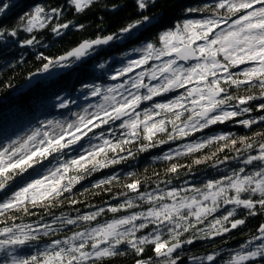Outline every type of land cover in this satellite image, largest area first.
<instances>
[{
  "label": "snow or ice",
  "instance_id": "obj_1",
  "mask_svg": "<svg viewBox=\"0 0 264 264\" xmlns=\"http://www.w3.org/2000/svg\"><path fill=\"white\" fill-rule=\"evenodd\" d=\"M69 3L76 13H83L95 0ZM154 3L135 0L138 18L117 33L84 40L59 57L38 55L45 62L29 80L51 75L53 69H69L112 42L139 45L124 53L114 70L115 60L97 65L107 80L116 83H82L85 100L99 99L74 113L75 119L42 121L30 134L0 144V193L6 197L0 199V264H102L104 258L124 254L122 246L139 257L151 247L155 258H138L135 264H184L180 253L185 245L225 236L244 226L247 217L264 215V132H258L255 137L259 139L231 134L209 136L163 155V160L173 161L213 144L219 145L217 151L234 150L231 159L240 160L241 166L208 180L202 187L160 189L157 184L145 191L144 182L135 178L121 185L125 190L119 195L125 199L116 206L74 217L54 216L49 222H41L43 217L35 224L16 222L20 219L17 213L36 216V209L49 210L63 204L61 197L71 193L76 184L96 171L134 159L137 152H148L229 121L247 128L264 124V0H215L202 8H187V13L204 15L185 19L148 39L142 30L147 31L153 23L154 17L147 12ZM10 7L6 0H0V17ZM63 11L61 7L37 4L21 17L23 31L32 34L46 29ZM73 26L84 28L67 21L56 23L51 31L60 36ZM6 36L16 38L18 27L9 30L0 26V38ZM17 42L21 47L40 43L35 35ZM169 93L176 95L156 99ZM56 99L61 109L74 102L61 96ZM253 101L260 102L253 105ZM149 102V106L141 107ZM253 111L261 114L252 117ZM85 140L86 144L81 143ZM73 152L76 155H71ZM208 159L205 156L195 163ZM228 161L226 156L216 166ZM181 167L171 163L166 171L178 175ZM29 170L38 174L9 193L17 178H23ZM114 183H120L115 174L93 187L110 191L106 186ZM69 203L80 201L70 199ZM143 204L148 205L146 210L91 226L106 211L116 214L139 209ZM205 222L206 226L200 227ZM70 226L80 230L49 239L35 254H20L25 246L59 236ZM185 233L189 235L185 237ZM189 260L191 264H219V260L223 264H264V223L227 259L220 252H212Z\"/></svg>",
  "mask_w": 264,
  "mask_h": 264
},
{
  "label": "trees",
  "instance_id": "obj_2",
  "mask_svg": "<svg viewBox=\"0 0 264 264\" xmlns=\"http://www.w3.org/2000/svg\"><path fill=\"white\" fill-rule=\"evenodd\" d=\"M12 7L3 17H0V26L11 30L18 27V36L16 38L4 37L0 38V144L7 143L10 139H17L31 132L34 128L40 127L42 121L58 119L63 120L72 118L74 113L84 107L87 102H95L99 98L85 100L81 91L82 83H116V81L107 80L102 75L104 70L98 69L97 65L101 62L112 64L113 70L119 67V60L124 58V53L130 52L132 47L138 44H130L127 41L121 43L119 41L112 42L110 45L101 46L95 52L84 58L82 61L76 62L69 69H53L52 74H43L32 85L25 86V82L32 73L38 72L45 62L38 59V55L43 53L49 58L59 57L66 54L67 51L79 45L84 40H92L109 34L117 33L127 24L133 22L139 16V10L136 8L135 0H95L83 13H76L69 3V0H6ZM215 0H155L147 14L154 17L153 23L144 32V37L148 39L155 38L156 35L173 25L182 22L185 19H199L204 13H187V8H202L206 4H212ZM42 4L47 8L61 7L64 9L62 16L57 20L54 19L46 29L34 30L32 34L23 31L21 17L29 12L35 5ZM71 21L73 25H84L83 29L73 26L57 36L52 33L51 27L59 22ZM35 35L40 41L39 44L29 47H21L17 41H23ZM183 91V90H180ZM176 93H169L167 97H157V100L171 98ZM57 96L74 101L66 109L58 108ZM260 101H253L256 105ZM149 103L143 104L141 107L149 106ZM256 111L251 113L252 117L260 115ZM99 131V130H98ZM258 132H264V124L253 125L251 128L244 127L238 123L226 122L224 124H216L205 129L203 132H197L186 137L183 140H176L169 144L150 149L148 152H137L134 159L129 158L127 161L117 165L110 166L105 169L96 171L88 178L76 184L71 193H65L61 199L63 204L49 210L36 209V216H24L20 213L17 223H33L43 217L41 222H49L54 216H70L77 214L96 211L100 207L108 208L116 206L124 202L125 197L119 193L124 191L123 183L130 182V179L139 178L144 183L142 190L151 191L157 184L160 189L171 187L183 188L192 185L201 186L210 179H218L226 173H230L233 168L241 166L240 160H232L236 153L231 148L223 151H217L219 145L213 144L200 151L186 155H181L173 161H165L163 155L169 151H175L178 147L186 143H195L209 136L219 134H231L233 137H255ZM119 134V133H117ZM259 139V137H255ZM81 143L86 144V140ZM237 147H241L238 143ZM135 151V148H133ZM216 153L212 156V153ZM253 154H255L253 152ZM71 155H76L73 152ZM247 155V153H244ZM205 156L210 159L196 164L197 159L203 160ZM229 157V161L225 164L218 165V161ZM56 161L53 160V164ZM171 163L183 165L179 169V174H170L166 170ZM47 165V161L45 162ZM43 171V169H40ZM129 173H135V176L129 178ZM38 172L29 170L23 178L17 180L7 190L9 193L19 186H22L27 179L33 178ZM118 175L120 183H114L110 187V191L104 188L93 187L98 181ZM158 174V175H157ZM162 181H171L165 183ZM6 198L0 193V199ZM70 199L79 200L80 203L72 205ZM148 205L143 204L139 209L121 210V212L113 214L105 212L91 226L102 224L113 218L131 214L133 211L146 210ZM216 215H220L217 213ZM241 216L243 213L240 214ZM2 219V218H0ZM211 219V217L209 218ZM264 223V215L247 217L246 224L233 232L215 239H200L192 245H185L181 256L184 264H191L189 257L204 256L212 252H220L224 259L228 258V254L233 250H239V246L255 232L256 228ZM200 225V227H205ZM2 226V225H0ZM84 225H81L83 227ZM80 230L76 226H70L60 232L59 236L44 237L39 244L33 243L25 246L20 250L21 255H32L38 250L43 249L49 239L64 238L72 234V231ZM146 234V233H145ZM189 234L185 233L187 237ZM124 254L104 258L102 264H135L136 259H148L154 257L151 247L147 248L142 257L135 255L130 248L124 249ZM219 264H223V260H219Z\"/></svg>",
  "mask_w": 264,
  "mask_h": 264
},
{
  "label": "rangeland",
  "instance_id": "obj_3",
  "mask_svg": "<svg viewBox=\"0 0 264 264\" xmlns=\"http://www.w3.org/2000/svg\"><path fill=\"white\" fill-rule=\"evenodd\" d=\"M95 102H96V101H95ZM95 102L92 101V103H95ZM88 103H89V102H87V103L84 105V107H85ZM82 109H83V107L80 108V109H78L75 113L81 112ZM72 119H75V117L73 116L72 118L63 119V120H61V121H68V120H72ZM52 120H58V119H52ZM28 134H30V132H29ZM26 135H27V134H25V135H23V136H21V137H24V136H26ZM5 144H6V143H5ZM186 144H187V143H186ZM186 187H188V186H186ZM102 224H103V223H102Z\"/></svg>",
  "mask_w": 264,
  "mask_h": 264
},
{
  "label": "water",
  "instance_id": "obj_4",
  "mask_svg": "<svg viewBox=\"0 0 264 264\" xmlns=\"http://www.w3.org/2000/svg\"><path fill=\"white\" fill-rule=\"evenodd\" d=\"M36 73V72H35ZM43 74H41V75H37V76H34V77H32V79L31 80H27L26 82H25V86H30V85H32L40 76H42Z\"/></svg>",
  "mask_w": 264,
  "mask_h": 264
}]
</instances>
